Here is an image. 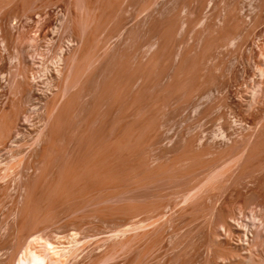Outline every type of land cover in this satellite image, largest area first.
<instances>
[{
	"label": "rangeland",
	"instance_id": "rangeland-1",
	"mask_svg": "<svg viewBox=\"0 0 264 264\" xmlns=\"http://www.w3.org/2000/svg\"><path fill=\"white\" fill-rule=\"evenodd\" d=\"M33 233L264 264V0H0V261Z\"/></svg>",
	"mask_w": 264,
	"mask_h": 264
},
{
	"label": "bare ground",
	"instance_id": "bare-ground-1",
	"mask_svg": "<svg viewBox=\"0 0 264 264\" xmlns=\"http://www.w3.org/2000/svg\"><path fill=\"white\" fill-rule=\"evenodd\" d=\"M49 246L52 243L48 239L33 233L27 237L19 253L10 254L0 264H62L65 256L58 249Z\"/></svg>",
	"mask_w": 264,
	"mask_h": 264
},
{
	"label": "built area",
	"instance_id": "built-area-1",
	"mask_svg": "<svg viewBox=\"0 0 264 264\" xmlns=\"http://www.w3.org/2000/svg\"><path fill=\"white\" fill-rule=\"evenodd\" d=\"M52 89V88H51Z\"/></svg>",
	"mask_w": 264,
	"mask_h": 264
}]
</instances>
